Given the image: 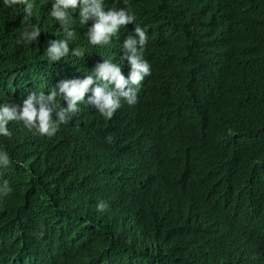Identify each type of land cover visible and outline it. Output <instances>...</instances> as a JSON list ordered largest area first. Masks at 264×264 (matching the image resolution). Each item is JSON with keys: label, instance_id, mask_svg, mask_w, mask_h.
Segmentation results:
<instances>
[{"label": "trees", "instance_id": "obj_1", "mask_svg": "<svg viewBox=\"0 0 264 264\" xmlns=\"http://www.w3.org/2000/svg\"><path fill=\"white\" fill-rule=\"evenodd\" d=\"M242 1L99 0L102 14L107 15L112 5L114 13L127 10L134 20L95 43L91 35L99 17L90 7L88 14L81 16L86 5L63 9L61 19L51 15L56 0H30L31 15L23 6L0 7V107L18 114L23 101L31 96L34 108L42 97L54 116L64 111V121L51 137L41 135L35 122L25 124L22 119L8 121L7 135L0 134V264H65L61 258L65 252L70 264H251V259L257 258L262 264L264 234H259L256 246L225 236L222 242L227 247L217 248L210 262L208 256L195 253L198 235L194 231L186 233L185 242L173 251L168 240L154 245V240L147 242L146 235L154 233L150 226L134 236H125L131 233L128 229L116 237L112 230L107 231L105 222L107 212L104 215L103 211L108 205L103 208L108 197L102 200L104 193L127 190L134 161L144 168V159L163 161L166 156L160 149L176 147L182 157L188 159L184 153L190 154L189 160L201 161L200 165L216 164V174L222 167V175L201 179L197 186L189 185L186 177L183 183L177 181L170 187L185 188L198 194V200H209L214 206L203 209L216 218L221 217L216 214V195L208 193L220 192L228 198L234 191L229 200V208L236 214L233 221L243 217V227L251 225V219L264 222V0H245L242 12L237 13ZM34 26L39 32L29 39ZM136 26L152 39L145 41L148 47L135 45L133 53L122 46L127 40L124 34L116 33L132 27L130 38L135 41ZM113 34V42L120 48L115 57ZM61 42L67 51L50 59L48 49ZM130 55L149 62L150 83L144 91L150 95L148 101L140 100L133 108L134 104L118 96L120 107L110 119L98 114L102 99L89 114L77 105L73 113L68 110L63 84L72 87L90 78L84 95L95 99L97 87L112 92L114 81L100 78L98 70L105 64L116 65L127 80L132 70ZM141 83L139 87L144 88ZM89 101L93 103V99ZM195 111L199 115L193 118ZM186 113H191L188 119ZM57 120H50V125ZM138 122L144 133L132 137V126ZM162 127L168 129V140L156 144L151 133ZM237 156L244 160H235ZM242 163H246L243 168ZM150 164L149 170L153 168ZM183 167L180 163L160 168L170 178L191 171ZM236 168L243 173L239 175ZM229 178H238L236 184L246 190L238 188L236 192ZM109 181L111 191L101 186ZM249 183H254L255 189ZM115 184L122 186L115 188ZM242 192L251 195L242 197ZM170 200L177 203L180 198ZM255 209L257 213L252 212ZM207 219L204 215L194 223L206 224ZM190 224L186 220L184 229ZM90 226L94 229L88 233L94 234L82 231ZM190 226L200 233L195 224ZM87 235L89 239H74Z\"/></svg>", "mask_w": 264, "mask_h": 264}, {"label": "water", "instance_id": "obj_2", "mask_svg": "<svg viewBox=\"0 0 264 264\" xmlns=\"http://www.w3.org/2000/svg\"><path fill=\"white\" fill-rule=\"evenodd\" d=\"M247 3L245 0L241 2V5L239 6L237 13L242 12L241 7ZM114 13L112 5L107 10V14L109 12ZM102 13V12H101ZM147 28V27H146ZM132 31V27H129L125 32L118 31L116 35L121 36L124 34V36L128 39L130 38V32ZM152 39L151 36H146L145 41H150ZM136 46H139L137 43ZM149 45H143V47H148ZM147 62V61H146ZM149 64V62H148ZM151 74L149 73L143 78V82L141 83L144 88L141 86L138 87L136 92V102L133 105V108L136 107L140 100L148 101L150 98L149 93H144L146 87L149 85ZM81 83L78 81V84ZM148 83V84H147ZM76 84V83H75ZM77 84V85H78ZM90 99H93V103L89 101ZM50 103L53 104L54 102H51L53 99H49ZM85 100H88L85 102ZM120 101V100H118ZM85 102V103H83ZM99 101L94 99V97L91 95V97L86 98V95H83L81 101L77 103L76 105L80 107L82 110H85L86 113H90L91 111L96 108V104ZM176 104V103H174ZM130 108V106L128 107ZM98 109V108H97ZM50 110V109H48ZM60 112L62 110H59ZM73 113V110H71ZM100 115V113H98ZM191 113H186L185 118L188 119L190 117ZM199 115V112H194L192 115L193 118H196ZM50 120H57L58 115L54 116L52 113H50ZM181 118V117H180ZM183 118V116H182ZM126 128H128V125H126ZM132 130L130 133H132V137H139L141 133L143 134L144 131L139 128V122L135 123L134 126H132ZM136 130V131H135ZM124 131L125 128H124ZM130 131V130H129ZM154 132L151 133L153 136L150 139H156L155 143L159 144L160 142H164L165 140H168L167 138V131L168 129L166 127H162L156 130H153ZM127 133V132H126ZM123 137V136H122ZM149 138V137H148ZM124 139V137H123ZM259 145L262 144L261 139H259L258 142ZM176 149V147H174ZM174 148H170L168 151H165V149H160V154L166 156V159L163 161H158L155 159H152L151 161H148L146 159L143 160V162L146 163L144 165V168H141L139 165V161H134L135 167H131V170L134 172L130 175L129 178H127L128 183L126 184L127 190H122L120 193L113 192L110 195L103 194V199H108L105 201L108 205L106 207V215H105V222L107 225V231H114V236L119 237L122 235V231L125 232L126 230H131V233H125V236H129L130 234L134 236L136 232H142L145 231L146 226H150L153 228L154 233L146 235L147 242H151V245H154L153 243L158 242V240H168L169 247L173 250H175V247L181 246L185 242V234L189 232H196L198 236H195V244L197 246L196 254H201V256L206 255L208 256L207 259L210 262L213 257V255H216V249L218 248L219 251H221L223 247L226 246V242H222L225 239V236H236V240H240V238L245 239L246 242L245 246H249L251 243H259V234H264V222L259 221L258 219H251L250 222L251 225L243 227L244 224L241 222H244L243 217L239 218V220L233 221L234 217L232 215L236 214L229 208L230 199L235 195L234 191H230L228 193V198H223L222 194L220 192H209V195H216V203H217V215H220V218L211 217V212H206L203 208L206 207H213V203H211L209 200H206L204 198L197 199L198 194H193L187 189H181L176 187H170L172 185H175V183L178 181L180 183H183L185 181V178L188 177L189 185L197 186L201 184V179H210L215 176H221L222 175V167H218L220 171L214 173V167H216V164H208L206 162H203V165H200L201 161H194L189 160L191 158L190 154L184 153V156H186L188 159L182 157L180 153L175 150ZM259 148V147H258ZM183 152H185L183 150ZM235 160H244L241 156L234 157ZM137 160V159H135ZM189 160V161H188ZM148 162H152V165L150 170L148 169ZM200 162V163H199ZM180 163L184 164V169L190 168L191 171H184L179 173L177 176H170V178L167 177V173L163 171L160 167H164V169H169L173 167H178ZM243 167L246 166V163L240 164ZM144 169V170H143ZM236 172L243 173V170L240 168H236ZM228 179L229 184H233L234 187H236V192H239L238 188H242L243 191L245 187L243 185H237V179ZM94 188L97 187L96 183H93ZM93 186V185H92ZM107 186L109 191H111V181L107 185H101ZM119 186L115 184V188H119ZM249 187L254 188V183H249ZM170 187V188H169ZM124 188V187H123ZM131 190H130V189ZM246 190V189H245ZM165 196V200H162L161 197ZM157 194H160V196H157ZM183 194H186L183 196ZM204 196V193L201 194ZM251 195L249 192H242V197H249ZM174 196L180 198V201L175 203L170 199H174ZM115 198V199H113ZM133 200V201H131ZM157 201H159V205L156 206ZM263 206H264V198H263ZM173 202V203H172ZM149 204H155L153 207V210H150L148 205ZM114 205V206H113ZM134 211L135 215L134 218L137 217L136 220H133L131 212ZM258 209H255L252 212L257 213ZM229 212H232L229 214ZM206 216L207 223L206 224H200V223H194L196 221L201 220V217ZM113 218H115L113 220ZM195 218H199L196 220ZM240 219H242L240 221ZM121 220V221H120ZM189 220L190 225H194L198 227L200 233L197 230L192 229V226L189 225V229H184L185 221ZM247 220V219H246ZM121 223V224H120ZM194 223V224H193ZM111 226H113L111 228ZM164 227L172 230H164ZM123 228V229H121ZM262 229V230H261ZM241 230H244L240 232ZM216 232V233H215ZM215 237V241H211L210 239L212 237ZM254 236V240H251ZM258 236V239H257ZM191 238H188V241L190 243H193ZM137 241V240H136ZM252 241V242H251ZM224 244V245H223ZM262 244L260 243L259 246L256 247V249L260 250ZM255 250V249H254ZM62 262L66 261L65 264H70V257H66L64 255ZM256 259V258H255ZM260 259L257 258L253 261V264H260ZM249 264V263H248ZM264 264V261L262 262Z\"/></svg>", "mask_w": 264, "mask_h": 264}, {"label": "clouds", "instance_id": "obj_3", "mask_svg": "<svg viewBox=\"0 0 264 264\" xmlns=\"http://www.w3.org/2000/svg\"><path fill=\"white\" fill-rule=\"evenodd\" d=\"M86 5L81 9V16H86L88 14V8L99 17V22L96 23L92 29L91 42L95 43L102 39H107V34L115 32L118 26L126 25L131 23L134 20V16L127 10H119L116 13L111 11L104 15L100 12L101 4L99 0H91V3L88 4V0H56L53 4V11L51 15L57 19H61L65 12L63 9L75 8L78 4ZM24 7L25 12H28L31 9L30 0H0V7L3 9H12ZM135 34L138 37L137 40L128 38L123 44V48L135 52V45L138 43L143 46L146 40L145 32L139 26L134 28ZM39 32L37 27H33L31 33L29 34V39L34 38ZM112 42L115 40V34L111 35ZM107 45V44H105ZM114 52L112 57H115V54H119L120 48L113 42ZM67 51L64 43L61 42L59 46L53 45L47 51V55L50 59L56 60L60 55H63ZM128 60L131 63V73L126 80L120 72V68L116 65H107L101 66L98 70V76L102 79H107L110 83L114 81V90L112 92L105 93L102 88L97 87L94 90V96L96 100H103L102 104H99V112L105 119H110L114 112L120 107V103L117 99L118 96L125 98L126 102L129 105L135 104V96L140 82L145 76L150 72V67L148 62L139 61L138 57L135 55H130ZM91 83L90 78L85 79L82 83L73 84L72 87H69L68 84H63L61 86V91L66 93L67 108L69 111L75 109L76 104L80 101L84 95V92L87 88V85ZM129 87L125 90V86ZM136 87H132V86ZM51 99V96H49ZM38 107H33L32 98L29 96L28 99H25L22 104V108L19 113L15 110H10L8 107H0V134L7 135L5 130V124L8 121L15 119H22L25 124L36 123L38 131L41 135H47L51 137L53 133L57 130L58 124L64 121V111L59 112L58 120L56 123L50 125V111L45 107L43 103V98L41 97L40 101H37ZM3 154H0L2 156ZM7 163V160H4Z\"/></svg>", "mask_w": 264, "mask_h": 264}, {"label": "bare ground", "instance_id": "obj_4", "mask_svg": "<svg viewBox=\"0 0 264 264\" xmlns=\"http://www.w3.org/2000/svg\"><path fill=\"white\" fill-rule=\"evenodd\" d=\"M141 83V82H140ZM142 85V84H141ZM132 87H135L134 85L132 86ZM89 97V95H86V98H88ZM81 101V100H80ZM77 103H79V101L77 102ZM83 103H85V102H83ZM123 104H125V101L123 102ZM51 117V116H50ZM78 137V134H75V138H77ZM132 163V162H131ZM151 165V164H150ZM105 176V175H104ZM113 181H115V180H113ZM112 187H113V185H112ZM40 190H42V189H39L38 191H40ZM21 191H25L24 189H21ZM161 199L162 200H165V196H162L161 197ZM131 201H133V200H131ZM107 204H106V202H104V208L103 209H105V206H106ZM154 205L155 204H149L148 205V207H149V209L150 210H153V207H154ZM159 205V201H157V204H156V206H158ZM114 206V205H113ZM104 212V215H105V213H106V210H104L103 211ZM98 215V211L95 209V216H97ZM131 215H132V218H133V220H136L137 219V217L136 218H134V215H135V212L134 211H132L131 212ZM91 224H93V223H91ZM92 229H94V228H92L91 226L90 227H86V228H84L82 231H85V233L86 234H92L93 232L95 233V231H92V233H88L89 231H91ZM115 232V229H114V231H113V233ZM93 233V234H94ZM74 239H89V235H87V237H85V238H74ZM65 243V242H64ZM124 248H122V250H123ZM66 251V250H65ZM58 252L60 253L61 251L58 249ZM57 252V253H58ZM124 252V251H123ZM130 252H133V251H130ZM64 255H66V252H65V254ZM125 255V254H124ZM55 257H57V258H55V259H58V256H55ZM66 257H68V255H66ZM50 261V260H49ZM131 262H135L134 260H130ZM53 262V261H52ZM109 262H111V260H109ZM244 262V261H243ZM253 263V261H252V259H251V264Z\"/></svg>", "mask_w": 264, "mask_h": 264}]
</instances>
